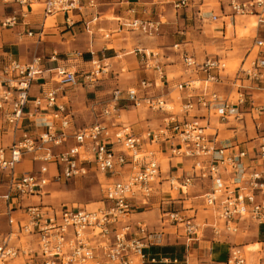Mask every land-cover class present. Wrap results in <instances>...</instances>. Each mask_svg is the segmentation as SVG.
I'll list each match as a JSON object with an SVG mask.
<instances>
[{
    "label": "built area",
    "instance_id": "2783aa9c",
    "mask_svg": "<svg viewBox=\"0 0 264 264\" xmlns=\"http://www.w3.org/2000/svg\"><path fill=\"white\" fill-rule=\"evenodd\" d=\"M0 1L19 6V12L0 22L1 28H14L18 18H25L34 11L33 6L39 5L45 18L61 16L66 31L77 24L73 21L75 17L79 18L77 22L84 23L91 10L89 22L84 23L87 30L89 23L97 21L96 10L101 3L100 0ZM161 1L176 12L190 8L188 0ZM226 7L227 18H254L258 27H264V0H226ZM195 18L198 23L223 24L226 17L207 15L197 9ZM162 24L160 20L133 17L122 19L119 27L152 39L160 34ZM27 36L41 42L44 34L42 30L29 31ZM254 48L257 55L248 66L246 61L241 64L233 76L237 81L246 79L264 92V38L256 39ZM173 49L179 55L181 73L188 78L174 86L185 93L179 114L167 109L164 97L155 94L168 84L162 56L153 50L136 49L146 76L125 91L113 90L96 121L85 127L75 125L70 106L60 101L64 96L62 88L92 87L99 75L106 73L98 60L91 58L90 63L96 69L82 73L65 67L45 70L44 58L40 56L28 63L13 59L4 62L0 69V124L20 135L9 146L0 145V173L6 179L2 200L9 225V231L0 237V264H144V250L152 244L153 233L140 222L131 223L129 217L135 213L137 204L147 207L154 194L163 190L162 186L175 196L159 204L160 220L175 224L188 238L201 236L205 229H210L214 236L237 235L242 223L264 224V95L260 103L246 102L239 84L230 100L223 97L216 87L222 85L228 73L219 56L205 55L198 60L179 44ZM55 57L53 53L48 59ZM80 57L73 52L67 59L76 62ZM46 73L48 76L44 77ZM38 82L52 86L43 89V85L37 96H30L32 86ZM121 102L167 116L157 130L137 134L121 120ZM242 108L246 110L242 112ZM244 113L254 122L255 130L246 145L222 143L207 121L205 125L199 121L213 115L225 124L242 120ZM162 152L190 161L189 171L184 176H165L159 159ZM25 161L30 163V169L17 172ZM88 174L102 176L99 181L102 198L96 209L19 203L44 197L49 184ZM196 183L207 185L193 201L199 200L202 210L213 214L212 224L205 219L201 224L197 222L196 206L174 208L176 195H186ZM16 210L19 217L13 213ZM149 262L160 264L155 259ZM226 264H247L243 247L232 246Z\"/></svg>",
    "mask_w": 264,
    "mask_h": 264
},
{
    "label": "crops",
    "instance_id": "0c3cea01",
    "mask_svg": "<svg viewBox=\"0 0 264 264\" xmlns=\"http://www.w3.org/2000/svg\"><path fill=\"white\" fill-rule=\"evenodd\" d=\"M168 1L172 2L174 0ZM188 1L190 2V8H187L184 11L176 12L171 5H163L161 0H100L101 3L96 10L98 15L97 21L95 23H89L87 30L84 27V23L89 22L90 17H88V15L89 12H92L91 10L88 11V15H86L87 17L84 18V23L77 22V20L79 19L78 17L74 18L73 21L80 25H74L71 31H66V27L63 25L64 20L61 16L57 17L56 20L59 21L57 23L58 29H64V33L61 34V37H64L65 39H67L68 35H70L71 38H74L76 36L75 30H77L78 27L82 28L83 33L79 34L78 39L81 43L88 39V42L90 44V48H82L85 52V60L83 64L90 63L92 58L93 60H98L101 67H107V62L116 59L118 54L128 53L130 43H128L129 40H127V38L129 37L128 35H131L133 33L122 30L119 27L122 19L133 17L138 19H150L156 21H161V19H164V23L160 28V34L155 37L157 38L155 41L143 40L139 37L135 39L133 38V36L131 39L134 41L132 42L133 45H137L143 50H149L148 47H156L157 50H159L158 53L162 56L161 62L164 63V70L167 78L168 73L176 74L180 70V74H177L171 79L168 78V84L163 90L155 91V94L162 95L168 103H171L173 102L171 96L177 91L174 86L188 79L186 75L181 73L182 68L180 65L179 55L174 51L173 46L179 44L181 49L189 53L188 46L191 45V40L188 38L189 32L194 27L203 28L202 26L204 24L198 23L195 18L197 9L207 15H216L220 17H223L225 15L226 18L223 19L224 23L222 24L220 21L218 22L220 23V39L223 41V45L228 43V39L226 37L228 25L225 20L229 19L230 27L234 29L236 25V18H234V20L229 17L227 18L229 12L226 7V0H217L218 6L213 7L206 6L205 0ZM103 5H106L109 8L106 9V11L102 12L100 11V8ZM131 9L134 10L133 14L129 13ZM205 9L208 10V12H204ZM16 12H19L18 5H4L0 1V22L5 18L12 16ZM108 13H111L113 15V19H105L102 21V23V17L106 16V14ZM231 19L233 20L232 23ZM113 21L115 23H111ZM45 22L46 18L43 16V14L31 11L25 15V18H18L17 24L14 28L4 29L0 27V69L4 62L8 59L17 60L22 63H28L32 60L33 57L38 56L37 46L42 43L43 40L41 42H36L35 38L28 37L27 33L29 31L37 33L42 30L44 36H46L47 34H45ZM59 24L62 26H60ZM253 25H256V23ZM253 25L251 27H254ZM248 26L249 25L243 26L242 29H246ZM93 27L96 28L95 30L97 31L92 32ZM102 28L111 29V31L107 32V34L110 33L109 37L110 39L113 38V40H106L109 37L106 39L103 37L107 34H99L102 32H99L98 30H103ZM71 33H73V35H71ZM260 33L261 30L255 31L256 35L250 42V47L248 49L249 53L246 55L243 63H245V61L249 59L255 49L257 50V48H254V42L256 41V39L260 38ZM118 37H121L124 42H119ZM50 38L55 39L56 36H51ZM61 43H64V45H66V41H63ZM107 43L112 44L113 46L107 48ZM76 47L77 45L73 44L70 46L71 49H74ZM134 50L133 56L128 57L132 68L128 73L132 77L131 82H126L121 86H109V83L112 82V79H108L107 82H104L101 87H97L96 89H92V87L87 86V88H83L82 85L76 86L74 88H62L64 90V96L60 101L67 102V104L70 106L71 110L74 113L75 125L76 119H81L85 122L91 121L90 124L94 123L97 117H99L98 115L100 110L104 107L105 104L110 101L111 93L113 90L119 89L125 91L127 88L136 86V84L146 76L144 67L142 66L141 57L137 55ZM67 52L68 51L66 46L61 47L54 42L51 48H47L45 53L41 54L40 56L44 58L43 68L45 70H53L57 67H65L66 69L70 70L71 68L68 67L67 64L73 61H70L67 58L71 57V54L73 52L69 55H67ZM257 52L258 50L254 54V57L257 55ZM53 53L56 54V57L52 60L48 59ZM60 53H64L63 55H67L66 58H61V56H59ZM90 54L92 57L89 58ZM192 55L194 56V54ZM108 66L109 67L106 68V70H109L108 75H112L113 78L119 79L122 75L120 69L121 66L113 64H109ZM147 75L149 78L152 77L149 74ZM47 76L48 73L44 74V77ZM239 84L243 87L242 93L246 96V102H248L249 100H255V102L257 101L256 103H260L262 101L264 95V92L262 90L255 87L254 84H250V82L246 79H243L241 81L235 80L233 75L224 77L222 85L217 86L216 90L223 97H227V99L230 100L235 92L236 87ZM43 85V89L52 86L51 83L38 82L32 86L30 90V96H37L40 93L41 87ZM177 93L179 98V101H177L181 106L184 102L183 98L185 96V93L179 91H177ZM121 105V120L129 124L133 131L137 134H143L147 130H157L163 123L162 119L167 116L166 113L153 112L145 108H136L126 102H121ZM142 109L147 112L158 113L159 120L154 123V126H152V122H150L149 119H146V113L142 111ZM241 110L242 112H244L246 109L242 108ZM199 121L201 125H205L207 121L208 127L211 129V132L213 133L214 131H217L218 140H220L224 144L238 143L246 145L247 141H249V139L255 135V130L253 129L254 122H251L249 116L245 113L242 115V120L230 121L225 124L219 122L218 118L213 115L204 119H200ZM19 135V132H12V130L4 123L0 124V145L2 147L9 146L13 141V138L18 137ZM161 147H164V145H162ZM162 154L163 156L160 157L166 160L167 165V171L163 172V163L160 161L161 170L164 174H170L172 176H184L187 171H189L190 161L171 158L169 157L168 152H162ZM206 187V184L196 183L187 191L186 195L177 194L176 200L173 201V203L175 204L174 208L179 209L181 206L185 208H191L193 206H196V216L198 221V209L200 208L201 203L200 201H193V197L201 195L205 191ZM161 189L163 190H158V192H156L150 199V204L147 207H142L140 204H137L135 206L137 208L135 213L129 217L131 223L135 224L140 222L146 225L147 230L150 233H153L152 244L146 247V249L144 250V254L146 256L144 264H151L149 262L151 259H155L160 264H226L229 250L232 246L235 245L237 240L240 242L239 245H241V247H246L248 245L254 244L259 245L260 250L258 251L256 256V264H262V259L264 258V224H256L253 222L242 223L239 225L240 230L237 235H227L222 233L220 236H214L210 229H206L201 236L197 238H188L175 224H164L161 222L158 206L161 201L172 197V194L168 192L164 188V186H162ZM5 193L6 184L4 193L0 194V237L5 235L9 231L7 217L5 216L6 206L5 202L2 200V196ZM30 199L33 200H30V202H28V200H24L19 203L24 206L28 204H37L38 202L46 203L44 201V197L40 199ZM13 213L16 217H19V213L17 210ZM189 213L190 212H188L187 214ZM217 226L221 228V223H218ZM240 235H242V238L237 239L236 236L240 237ZM247 264H250L248 258Z\"/></svg>",
    "mask_w": 264,
    "mask_h": 264
},
{
    "label": "rangeland",
    "instance_id": "374dc122",
    "mask_svg": "<svg viewBox=\"0 0 264 264\" xmlns=\"http://www.w3.org/2000/svg\"><path fill=\"white\" fill-rule=\"evenodd\" d=\"M165 6H170V4H163ZM205 5L209 7L218 6L217 0H205ZM106 5H103L100 8V11H106L108 9ZM34 12L41 13V7L39 5H35L32 7ZM204 12H208V10H204ZM55 17H48L46 18L45 22V34L46 36H43V41L40 43L38 47V56H41V54H44L45 51L51 48V46L54 44H57L61 47L66 46L67 48V55L71 54L72 52H78L81 57L77 60V62L73 63L70 62L67 64L68 67H70L71 71H77L79 73H82L84 71H89L92 68L96 69V65H92L91 63L83 64L85 60V52L82 48H90V44L88 42V39L86 41H83L82 43L79 41V34L83 33L82 28H79L76 31V36L74 38H71L70 35H68L67 39L64 37H61V34L64 33V29L59 30L57 23L59 21L56 20ZM112 20L113 15L111 13L106 14V16H103L101 19V22L103 20ZM228 25L227 34L226 37L228 39V43L222 44V40L220 39V23L216 24H209L208 22L203 24V28H196L194 27L188 34V38L191 40V45L188 46L189 53L194 54V57L198 60L202 59L205 55L208 56H214L218 55L225 63L227 67V73L228 75H233V73L238 69V67L243 63V61L246 58V55L249 53L248 49L250 47V42L255 37V31L261 30L260 37L264 38V27H258L257 25H253L256 23L254 18H246V17H236V25L235 29L230 27V20H225ZM231 19V23H232ZM110 22V21H109ZM161 22L164 23V19H161ZM103 23V22H102ZM111 23H115L114 21ZM252 23V24H251ZM101 24V23H100ZM57 25V26H56ZM60 25V24H59ZM80 25V24H77ZM249 25L246 29H242L243 26ZM254 27H251V26ZM62 26V25H60ZM98 26V24H97ZM95 27V26H94ZM92 28V32L97 31L96 28ZM103 27V26H101ZM103 29V28H102ZM99 34H107V32H110L111 29H103L98 30ZM98 34V33H96ZM51 36H56L55 39L50 38ZM127 38L129 44V49L127 54H118L117 58L108 61L107 67L105 66L104 69L108 68L109 64L113 65H120L121 69V77L119 79L113 78L112 75L109 74V70H106V73L103 75H99V80L95 83H93L92 89H96L97 87H101L104 82H107L108 79H112V82L109 83V86H121L126 82H131L132 77L129 73V71L132 69L131 64L128 60V57L133 56V50L135 49H141V47H138L137 45H133L132 42H134L131 38H141L143 40H149V41H155V39L146 38L143 35L133 33L131 35H128ZM61 37V38H60ZM119 42H124L121 37H118ZM106 40H113V38L110 39V37ZM63 41H66V45L64 43H61ZM77 45L76 48L71 49V45ZM107 48H110L113 46L112 44L107 43ZM36 46V45H35ZM56 46V45H55ZM149 50H153L156 52H159L156 47H148ZM71 50V51H70ZM74 50V51H73ZM94 50V49H90ZM134 50V51H135ZM253 51L252 55L249 57L248 60H246V66H248L249 61L254 58V54L256 53ZM64 53H60L59 56L61 58H66L67 55H63ZM92 57L91 54L89 55V58ZM96 61V59H95ZM111 62V63H110ZM75 68V69H74ZM177 74H180V70L176 74L168 73V78L171 79L172 77L176 76ZM83 88H87L85 85H82ZM173 102L168 103L167 101V109H169L174 114H179L181 112L180 104L178 103V93L177 91L171 96ZM178 100V101H177ZM146 113V119H149L150 122H152V126H154V123L159 120L158 119V113H151L147 112L142 109ZM124 118V117H123ZM76 125L78 127H85L88 124L91 123V121H83L81 119H76ZM251 126V125H250ZM160 161L163 163L162 170L163 172L167 171V165L166 160L162 159L161 157ZM30 169V163L28 161L23 162L21 165L17 167V172H25ZM164 174V173H163ZM166 176V174H164ZM102 180V176H95L93 174H88L85 177L77 178L75 180L67 181V182H60V183H53L49 184L48 187H46L45 191L47 195L44 196V201L54 207H61L65 206L67 208H84L87 209H96L98 206H100L99 202L101 201L102 195H101V188L99 185V181ZM5 184L6 179L4 176L0 173V194H3L5 191ZM175 196V193H172V197ZM28 202L33 199H27ZM199 201V200H197ZM198 207V206H197ZM199 218L198 223L201 224L203 220L205 219L209 224L213 223L215 221V218L213 214L209 211H204L200 207L199 209ZM204 211V212H203ZM206 230V229H205ZM237 239L242 238V235L236 236ZM239 241L237 240L235 245H239ZM243 250L245 252L246 258H248L250 264H256V256L258 251L260 250L259 245H248L246 247H243Z\"/></svg>",
    "mask_w": 264,
    "mask_h": 264
}]
</instances>
